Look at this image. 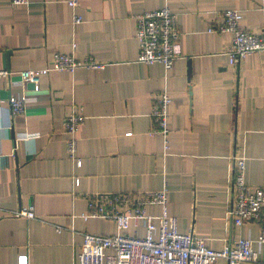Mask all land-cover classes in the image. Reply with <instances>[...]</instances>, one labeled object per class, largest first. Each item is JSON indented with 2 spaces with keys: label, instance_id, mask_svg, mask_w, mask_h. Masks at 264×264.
I'll list each match as a JSON object with an SVG mask.
<instances>
[{
  "label": "crops",
  "instance_id": "crops-1",
  "mask_svg": "<svg viewBox=\"0 0 264 264\" xmlns=\"http://www.w3.org/2000/svg\"><path fill=\"white\" fill-rule=\"evenodd\" d=\"M165 6L181 31V57L170 70L139 62L136 38V16ZM227 9L242 13L244 28L264 30V0H81L75 10L67 0H0V70L8 72L0 75V264L24 255L30 264H74L85 233L117 232L111 219L82 217L100 193L165 188L180 231L216 250L258 237V222L236 225L228 211L234 155L246 156L247 183L264 187V52L230 63L233 35L215 29ZM56 52L106 66L51 71L39 89L20 83L22 70L48 65ZM164 90L173 99L168 149L152 133L153 103ZM24 93L27 110L13 116L9 99ZM79 108L86 116L77 133L81 165L70 157L64 128ZM24 206L37 218L12 214ZM127 232L142 235L144 227L133 223ZM259 249L257 261L242 264H264Z\"/></svg>",
  "mask_w": 264,
  "mask_h": 264
},
{
  "label": "built area",
  "instance_id": "built-area-1",
  "mask_svg": "<svg viewBox=\"0 0 264 264\" xmlns=\"http://www.w3.org/2000/svg\"><path fill=\"white\" fill-rule=\"evenodd\" d=\"M81 0H67L75 10ZM14 6H25L30 0H11ZM243 15L236 9H227L223 21L216 31L232 33L231 43L226 51L232 65H240L248 56L264 52V30L254 32L241 24ZM76 23L82 21L75 15ZM136 38L139 42L138 61L147 65L162 63L170 70L174 62L181 57L178 44L181 31L177 14L168 6L146 11L136 16ZM105 63L95 61L92 57L80 60L72 53L56 52L46 66L26 69L20 72L22 85L31 82L39 89L42 76L51 71H68L77 69H103ZM0 75H8L0 70ZM173 99L166 90L156 95L152 107L153 134L165 138V148L169 147V106ZM29 97L24 93L9 99L13 116L24 114ZM86 116L81 108L74 109L64 119V128L68 134V151L70 157L82 164L77 156V133L84 124ZM131 133H128L130 135ZM29 138V135H28ZM235 176L233 196L229 205V216L234 224L254 220L260 225L256 239L242 237L223 249L208 246L205 238L193 232H181L179 219L168 211L167 189L146 192L100 193L89 197V211L83 218L102 217L111 219L117 226V232L110 235L85 233L81 250L74 264H217L224 259L228 264H242L259 259V247L264 245V187L247 183L246 156L234 155ZM161 206L159 215L150 214L148 206ZM16 217L37 218L33 206H24L12 213ZM142 224L144 234L131 235L127 231L132 224ZM61 231V227L57 228ZM18 264H30L28 255L20 256Z\"/></svg>",
  "mask_w": 264,
  "mask_h": 264
},
{
  "label": "water",
  "instance_id": "water-1",
  "mask_svg": "<svg viewBox=\"0 0 264 264\" xmlns=\"http://www.w3.org/2000/svg\"><path fill=\"white\" fill-rule=\"evenodd\" d=\"M12 54V50H10V51H8L7 53H6V58H7V60H6V65L5 66H7L8 68H9V64H8V61H9V57H10V55ZM189 72H191V69H189ZM29 87H34L35 86V84L34 83H31V82H29ZM0 106H1V103H0Z\"/></svg>",
  "mask_w": 264,
  "mask_h": 264
}]
</instances>
